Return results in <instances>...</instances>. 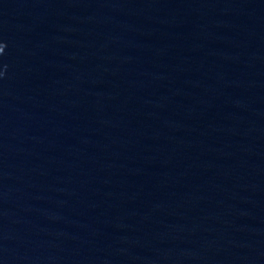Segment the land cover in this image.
<instances>
[{"label":"water","instance_id":"95a60500","mask_svg":"<svg viewBox=\"0 0 264 264\" xmlns=\"http://www.w3.org/2000/svg\"><path fill=\"white\" fill-rule=\"evenodd\" d=\"M0 264H264V0H0Z\"/></svg>","mask_w":264,"mask_h":264},{"label":"clouds","instance_id":"9594fccd","mask_svg":"<svg viewBox=\"0 0 264 264\" xmlns=\"http://www.w3.org/2000/svg\"><path fill=\"white\" fill-rule=\"evenodd\" d=\"M0 53H3V50L2 49H0Z\"/></svg>","mask_w":264,"mask_h":264}]
</instances>
